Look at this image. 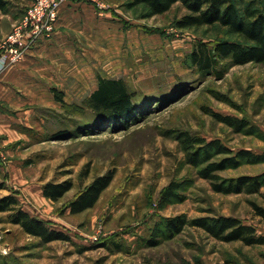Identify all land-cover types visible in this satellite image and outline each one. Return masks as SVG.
<instances>
[{
	"label": "rangeland",
	"instance_id": "1",
	"mask_svg": "<svg viewBox=\"0 0 264 264\" xmlns=\"http://www.w3.org/2000/svg\"><path fill=\"white\" fill-rule=\"evenodd\" d=\"M233 1L264 13V0ZM121 2L95 4L117 17L123 30L133 28L136 43L129 46L122 31L107 36L104 61L90 59L87 77L74 76L64 87L68 90L64 99L85 104L82 101L96 87L97 75L122 77L137 93L141 108L126 121L87 126L85 119H96L90 109L84 107L81 113L75 108L67 114L60 104L26 98L29 103L20 107L17 123L5 134L9 140L2 143L6 159L0 195L14 192L22 207L68 240L41 243L14 227L7 212H0V260L7 264H264V244L222 241L189 224L167 237L161 226L168 217L225 215L240 218L264 236V221L251 206V202L264 206V61L218 65L217 70H224L221 76L204 73L190 64L187 55L199 41L212 45L235 38L226 27L217 23L175 27L174 20L187 12L180 2L149 17H141L142 5L130 9L121 7ZM29 4L30 0H10L7 11L0 10V38ZM213 113L242 120L246 126L236 130ZM179 131L219 138L233 152H249L219 174L259 175L260 192L214 191L210 181L186 162L176 138ZM109 170L113 179L95 205L71 214L67 202ZM66 178L73 186L63 197L52 201L43 196L42 184ZM175 184L176 194L162 200L164 191ZM150 240L156 244L149 245Z\"/></svg>",
	"mask_w": 264,
	"mask_h": 264
},
{
	"label": "trees",
	"instance_id": "2",
	"mask_svg": "<svg viewBox=\"0 0 264 264\" xmlns=\"http://www.w3.org/2000/svg\"><path fill=\"white\" fill-rule=\"evenodd\" d=\"M180 2L187 10L176 20L177 28L197 27L202 25L220 24L227 28V32L235 38H224L215 41L212 45L204 41L196 43L188 53V59L192 66L206 73L209 71L222 75L224 70H217L218 65L225 68L248 62L264 61V13L258 7L237 6L233 0H122L127 8L142 5L144 13L141 17H149L167 12L173 4ZM10 0H0V10L6 12ZM25 8L18 17L24 15ZM149 31V30H148ZM220 71V72H218ZM54 99L59 102L60 109L67 114H73L75 108L90 109L96 116L95 121L87 122V126H97L102 123H114L126 121L140 109L137 101V93L130 90L122 77H105L97 75V85L82 101L85 104L77 105L64 99V92L56 87H51ZM214 117L225 121L228 125L241 130L246 122L231 117L222 118L216 113ZM64 133V132H63ZM181 150L184 152L188 164L197 169L200 177L210 181L214 191L229 193H259L263 180L259 175H240L237 177H222L219 172L227 167L237 165L241 157H246L249 152L240 150L233 152L219 138L208 140L207 138L188 131H179L176 136ZM3 162L0 158V172ZM114 172L109 170L97 175L75 197L67 202L66 208L71 214L87 210L95 205L101 193L110 184ZM73 186L70 178L62 181H47L42 184L41 190L45 198L57 201L65 195ZM178 186L171 185L164 191L162 200H169L176 194ZM255 215L264 221V206L251 202ZM0 212H7V220L20 226L21 230L30 236L36 237L41 243L53 240H68L67 235L47 225L42 218L32 215L25 210L14 192L0 196ZM1 221V219H0ZM202 228L210 236L230 242L240 241L246 246L264 244V236L256 233L251 224L244 223L235 216H199L190 220L182 216L168 217L161 222L167 237H173L180 233L185 225ZM149 245L156 244L150 240ZM0 264H7L0 260Z\"/></svg>",
	"mask_w": 264,
	"mask_h": 264
},
{
	"label": "crops",
	"instance_id": "3",
	"mask_svg": "<svg viewBox=\"0 0 264 264\" xmlns=\"http://www.w3.org/2000/svg\"><path fill=\"white\" fill-rule=\"evenodd\" d=\"M96 1L98 3V0H66L59 9L51 36L39 39L21 60L0 73V136H3L4 143L9 140L6 132L17 123L21 106H27L29 101L43 103L45 100L49 105H59L51 87L63 91L65 96L68 90L64 87L74 76L78 80L80 76L87 77V72H90L88 65L93 64L90 59L104 61L107 36L112 33L114 36L116 33L121 35L122 31L123 36L128 37L129 46L136 43L134 29L123 30L121 23L117 22L118 18L97 8ZM109 24L112 26H107ZM84 64H87V69L81 71L79 67ZM14 227L20 228L17 224Z\"/></svg>",
	"mask_w": 264,
	"mask_h": 264
},
{
	"label": "built area",
	"instance_id": "4",
	"mask_svg": "<svg viewBox=\"0 0 264 264\" xmlns=\"http://www.w3.org/2000/svg\"><path fill=\"white\" fill-rule=\"evenodd\" d=\"M66 0H30L24 15L13 25L11 31L0 40V73L9 65L22 59L26 52L41 38L50 37L61 5ZM3 139L0 136V158Z\"/></svg>",
	"mask_w": 264,
	"mask_h": 264
}]
</instances>
